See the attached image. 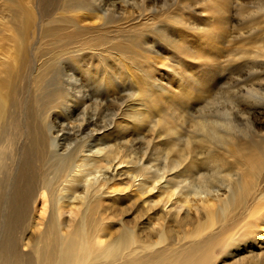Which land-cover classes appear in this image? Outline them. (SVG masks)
Here are the masks:
<instances>
[{
	"label": "bare ground",
	"instance_id": "bare-ground-1",
	"mask_svg": "<svg viewBox=\"0 0 264 264\" xmlns=\"http://www.w3.org/2000/svg\"><path fill=\"white\" fill-rule=\"evenodd\" d=\"M4 4L18 11L0 36V264H219L239 251L243 231L264 248V142L210 130L204 119L201 134L192 130L186 91H166L181 101L175 121L144 89L134 113L105 121L85 81L57 83L41 70L28 106L14 80L29 65L34 7ZM216 14L200 27L198 50ZM156 128L160 140L144 147ZM152 220L157 227L146 226Z\"/></svg>",
	"mask_w": 264,
	"mask_h": 264
},
{
	"label": "rangeland",
	"instance_id": "rangeland-1",
	"mask_svg": "<svg viewBox=\"0 0 264 264\" xmlns=\"http://www.w3.org/2000/svg\"><path fill=\"white\" fill-rule=\"evenodd\" d=\"M32 1L36 23L26 50L29 65L14 80L17 98L29 101L39 93L34 88L41 70L57 83L71 82L78 87L85 81L93 98L102 105L100 112L105 121H111L114 113H119L117 120L131 114L139 89L150 94L158 92L160 107L175 119V103L180 105L181 101L177 96V100L174 97L169 101L166 91L181 95L188 92L192 99L188 111L194 125L204 119L210 130L227 129L237 137L264 142L258 136H264V0ZM4 2L0 0V36L6 32L2 31L4 17L9 18L11 13L14 17L18 11L12 8L7 12ZM22 2L25 10L30 8L27 0ZM213 11L217 13L216 26L210 41L203 40L204 46L198 50V32ZM30 104L31 101L27 103ZM198 127L200 124L192 130L201 134ZM157 129L144 132L147 137L153 135L144 137V143L143 138L139 140L144 147L147 139L152 138L153 144L160 140ZM163 146L164 143L159 148ZM105 172L111 175L112 169ZM130 191L129 188L127 192L136 195ZM42 205L38 200L36 222ZM145 224L158 226L154 221ZM241 233L235 242L239 251H233L219 264H264V248L255 246L252 234L247 237ZM250 240V246L248 243L243 247Z\"/></svg>",
	"mask_w": 264,
	"mask_h": 264
}]
</instances>
